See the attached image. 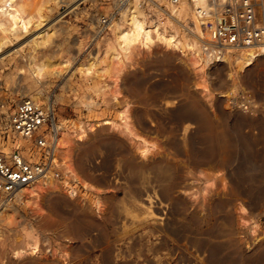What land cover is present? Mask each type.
<instances>
[{"label": "rangeland", "instance_id": "374dc122", "mask_svg": "<svg viewBox=\"0 0 264 264\" xmlns=\"http://www.w3.org/2000/svg\"><path fill=\"white\" fill-rule=\"evenodd\" d=\"M127 1H18L44 17L0 52V148L12 149L17 103L41 94L72 135L58 151L60 176L42 180H69L78 196L0 195V264H264V55L212 64L183 0H140L155 44L110 62ZM35 61L46 63L41 78ZM124 119L131 133L106 122ZM215 143L223 148L210 153ZM64 160L101 195L67 176Z\"/></svg>", "mask_w": 264, "mask_h": 264}, {"label": "bare ground", "instance_id": "6f19581e", "mask_svg": "<svg viewBox=\"0 0 264 264\" xmlns=\"http://www.w3.org/2000/svg\"><path fill=\"white\" fill-rule=\"evenodd\" d=\"M18 1L19 0H0V52L8 43L9 37L12 34H16V31H18V29L23 26H28V23L32 20V18H37L39 20L38 22H42L40 20H42V18L44 17L43 6L37 9L32 17L21 8ZM159 1L160 0H158L157 2ZM225 1L226 0H214L213 2H209V0H183L182 14L184 16V19L192 24L199 37L205 42L207 48V61L215 65L223 62L230 65L232 68L242 66L243 63L250 62L257 57L264 55V44H256L252 46L236 48L226 45L222 46L216 43V41L209 34L208 24L215 21L218 12L220 11L217 3L222 4ZM45 2L46 4H49V2ZM139 3L140 0H128L124 7V22L126 23V25H128V27L121 24L116 26L115 33L117 46L109 53V59L107 60H109L110 62L115 59H119L121 53L125 54V56H129L135 50L150 48L153 44H155L156 36L152 35L151 30L146 29L148 17L146 12L139 7ZM46 4H44V6ZM161 34L162 33L157 36V39L160 40L165 46L173 49L181 48L180 43L176 41L174 35ZM238 57L241 59L239 61H236ZM107 60L101 66L103 72H106L110 68L109 65L111 63ZM181 60L187 64L186 60L182 57ZM95 66V62H90L89 65L82 68H85L89 71ZM32 70L37 78H41L44 76L46 63L35 61L32 64ZM205 91L207 92L208 90ZM31 98L45 110L49 112L51 111V106L41 94L34 92L32 93ZM185 117L186 119H196L199 123H201L200 118H197V115L192 111H188L185 114ZM106 122L112 124V129L119 128V130L123 133L132 132L130 126L128 125L127 119H124L120 125L112 123L111 121ZM51 133L52 137L55 139L57 150H60L62 152L67 146L66 141L72 136L71 133L60 125H55L54 129L52 128ZM141 147H138V151L142 157H145L149 150L144 149V147L142 149ZM27 148L29 149V147ZM220 148H223L222 145L215 143L214 148H212V152L210 153L218 152ZM63 157L65 159L67 158L65 155ZM57 161L58 165L61 167L62 161L60 159L59 153ZM64 164L66 166L67 176H69L73 181L81 184L86 190L90 192H97L98 196L101 195V193L97 191V189L92 184L84 180L79 175V173L71 163H68L67 160H64ZM43 177H40L32 183L23 186L18 193L27 194L28 198H32L34 196H37L40 190L55 192L66 189L68 192L67 194L71 198L78 196V192L71 186V184L68 182L69 180L60 182L55 179H50V181L43 182ZM248 180L254 181L255 177L251 176V178H249ZM96 205L97 208L101 210L103 207L102 200L99 199L96 202ZM27 251L34 252L35 247H30L27 249Z\"/></svg>", "mask_w": 264, "mask_h": 264}, {"label": "built area", "instance_id": "2783aa9c", "mask_svg": "<svg viewBox=\"0 0 264 264\" xmlns=\"http://www.w3.org/2000/svg\"><path fill=\"white\" fill-rule=\"evenodd\" d=\"M157 1L143 0V3ZM170 1L176 6L181 3ZM217 6L220 11L216 19L208 24L209 34L217 44L236 48L264 44V0H226ZM108 20L102 16L100 24L103 26ZM53 125H56L54 114L30 97L17 103L10 115L12 149L6 152L0 148V195L4 199L16 196L23 186L40 177L60 176L56 170L61 167L51 133Z\"/></svg>", "mask_w": 264, "mask_h": 264}]
</instances>
